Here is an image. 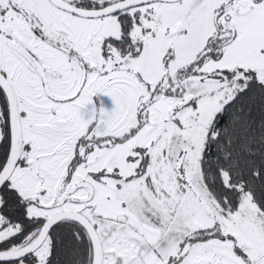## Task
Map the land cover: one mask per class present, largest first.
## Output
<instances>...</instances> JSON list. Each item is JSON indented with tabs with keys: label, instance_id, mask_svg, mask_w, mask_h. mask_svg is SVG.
I'll return each mask as SVG.
<instances>
[{
	"label": "snow or ice",
	"instance_id": "obj_1",
	"mask_svg": "<svg viewBox=\"0 0 264 264\" xmlns=\"http://www.w3.org/2000/svg\"><path fill=\"white\" fill-rule=\"evenodd\" d=\"M0 264H264V0H0Z\"/></svg>",
	"mask_w": 264,
	"mask_h": 264
},
{
	"label": "rangeland",
	"instance_id": "obj_2",
	"mask_svg": "<svg viewBox=\"0 0 264 264\" xmlns=\"http://www.w3.org/2000/svg\"><path fill=\"white\" fill-rule=\"evenodd\" d=\"M103 100H104V106L107 108V109H111L112 107H114V104L112 102V100L109 98V97H102ZM96 98H94L95 100Z\"/></svg>",
	"mask_w": 264,
	"mask_h": 264
}]
</instances>
